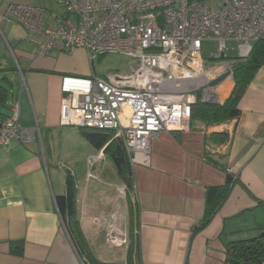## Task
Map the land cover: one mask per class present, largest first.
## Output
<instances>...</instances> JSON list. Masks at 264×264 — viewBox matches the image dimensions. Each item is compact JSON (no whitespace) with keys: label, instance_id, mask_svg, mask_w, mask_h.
I'll list each match as a JSON object with an SVG mask.
<instances>
[{"label":"crops","instance_id":"1","mask_svg":"<svg viewBox=\"0 0 264 264\" xmlns=\"http://www.w3.org/2000/svg\"><path fill=\"white\" fill-rule=\"evenodd\" d=\"M11 3L45 8L46 26L65 13L60 0H0V89L7 90L0 94V121L19 102L21 123L39 125L41 132L31 144L13 139L0 148V264H82L56 204L66 192L68 170L76 180L84 236L102 262L228 264L229 242L264 233V65L240 100L238 119H195L189 129L159 132L150 163L133 165L128 187L120 176H107L103 165H116L104 148L92 145L81 128L61 123L62 78L91 75L88 52L37 54L26 27L7 18ZM234 86L231 76L220 82L221 103ZM222 132L229 139L220 143L213 134ZM228 169L237 181L208 225L195 233L207 188L226 184Z\"/></svg>","mask_w":264,"mask_h":264},{"label":"built area","instance_id":"2","mask_svg":"<svg viewBox=\"0 0 264 264\" xmlns=\"http://www.w3.org/2000/svg\"><path fill=\"white\" fill-rule=\"evenodd\" d=\"M63 15L46 26L43 7L11 3L7 18L21 22L37 54L83 48L97 56L121 53L137 60L126 74L107 78H62L61 123L112 130L123 139L132 164L150 163L152 142L161 131L190 128L199 99L221 103L220 82L233 77L240 59L227 58V42H238L240 58L264 39V0H60ZM218 42L217 62L203 56V41ZM13 139H41L39 125L21 123L20 103L0 121V148ZM94 156L92 162H98ZM232 171L231 169H229ZM65 225V223H64ZM66 227V226H65ZM82 263L84 264L83 260Z\"/></svg>","mask_w":264,"mask_h":264},{"label":"trees","instance_id":"3","mask_svg":"<svg viewBox=\"0 0 264 264\" xmlns=\"http://www.w3.org/2000/svg\"><path fill=\"white\" fill-rule=\"evenodd\" d=\"M234 59V58H233ZM240 59L233 65V79L235 82L231 95L224 103L205 102L198 100L193 107L192 119L206 124H222L238 119L241 114L240 100L256 72L264 65V39L253 44L246 58ZM1 85V84H0ZM4 86L0 94L3 96ZM84 137L96 148L102 149L114 161L119 176L130 187L133 184L134 169L124 141L116 136L112 130L81 128ZM217 142H226L229 139L227 132L214 133ZM228 180L222 186H211L206 190L205 213L202 221L195 227L197 233L208 225L212 217L227 199L231 187L237 181L236 173L228 169ZM56 204L70 237L76 246L84 264H116L102 262L95 257L84 236L77 206V185L70 170L66 174V192L56 197ZM17 252L22 253V244L17 246ZM228 264H264V238L252 237L229 242L227 247Z\"/></svg>","mask_w":264,"mask_h":264},{"label":"rangeland","instance_id":"4","mask_svg":"<svg viewBox=\"0 0 264 264\" xmlns=\"http://www.w3.org/2000/svg\"><path fill=\"white\" fill-rule=\"evenodd\" d=\"M227 52L226 56L227 58L221 59V61H229L233 58L239 56L238 51V42L236 41H228L227 42ZM203 56L205 59H207L210 62H217L215 59L216 56H218L219 50H218V42L216 40H205L203 41ZM90 62V61H89ZM90 64V63H89ZM138 65L137 60L135 58H132L130 56H127L125 54L121 53H106L102 54L96 57L94 62L92 63V67L95 71V74L107 78L109 75H117V74H126L132 72L133 68H136ZM85 141H87L85 139ZM111 159L109 158L107 164L111 163ZM106 167L107 176L113 177V179L119 180L120 177L118 175L117 168L114 167V165L105 166ZM72 172V171H71ZM113 175H110L112 174ZM105 176L103 179L109 181L110 179ZM97 182L95 178L92 179V184ZM109 189V192H112L115 190V188L107 187ZM93 191V187H92ZM112 205V202L110 203ZM104 238H107V235L105 233L101 234Z\"/></svg>","mask_w":264,"mask_h":264},{"label":"water","instance_id":"5","mask_svg":"<svg viewBox=\"0 0 264 264\" xmlns=\"http://www.w3.org/2000/svg\"><path fill=\"white\" fill-rule=\"evenodd\" d=\"M259 237H260V238H264V233H263V234H261V235H259Z\"/></svg>","mask_w":264,"mask_h":264},{"label":"flooded vegetation","instance_id":"6","mask_svg":"<svg viewBox=\"0 0 264 264\" xmlns=\"http://www.w3.org/2000/svg\"><path fill=\"white\" fill-rule=\"evenodd\" d=\"M84 262V261H83ZM83 264V263H82Z\"/></svg>","mask_w":264,"mask_h":264}]
</instances>
